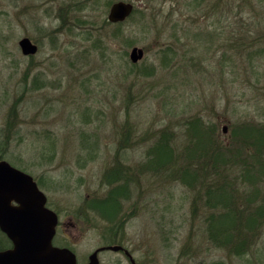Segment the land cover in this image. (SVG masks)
I'll list each match as a JSON object with an SVG mask.
<instances>
[{"label": "rangeland", "instance_id": "rangeland-1", "mask_svg": "<svg viewBox=\"0 0 264 264\" xmlns=\"http://www.w3.org/2000/svg\"><path fill=\"white\" fill-rule=\"evenodd\" d=\"M118 1L130 2L0 0V159L32 176L70 223L57 233L78 264L107 244L123 245L137 264H264V225L243 255L215 247L203 199L145 167L162 135L178 155L189 150L192 121L225 147L242 141V127L264 125V0H142L108 24ZM23 37L36 55H22ZM134 47L144 53L135 64ZM112 168L129 181L108 219L112 211L92 201L109 192ZM235 183L241 196L252 188L241 176ZM98 257L129 264L118 252Z\"/></svg>", "mask_w": 264, "mask_h": 264}, {"label": "trees", "instance_id": "trees-1", "mask_svg": "<svg viewBox=\"0 0 264 264\" xmlns=\"http://www.w3.org/2000/svg\"><path fill=\"white\" fill-rule=\"evenodd\" d=\"M187 129H192L197 136L189 150L178 155L174 142L170 144V140L162 135L155 142L151 152L154 156L148 159L145 167L163 169L194 190L195 200L203 199V206L211 212L205 218L207 237L215 247L243 255L248 251L251 238L264 225V187L260 184L264 183V125L242 127V141L230 147L217 141L213 128L202 121L188 123ZM156 152L162 154V161L156 159ZM240 176L244 187L248 188L247 183L252 184L250 190L244 189V196L239 195L235 183ZM105 177L110 190L105 197L94 199L92 207L103 215L112 211L107 214L110 219L120 209L122 196H127L124 183L129 181L128 171L112 168ZM240 196L245 204L243 208L237 205Z\"/></svg>", "mask_w": 264, "mask_h": 264}, {"label": "water", "instance_id": "water-1", "mask_svg": "<svg viewBox=\"0 0 264 264\" xmlns=\"http://www.w3.org/2000/svg\"><path fill=\"white\" fill-rule=\"evenodd\" d=\"M133 9L130 2H115L110 6L107 21L123 22ZM18 46L24 56H33L38 51L27 37L20 39ZM143 55V50L134 47L129 59L135 64ZM222 130L224 134L227 132L225 126ZM12 202L17 206H12ZM44 205L45 195L32 178L6 161H0V231L12 243L11 249L0 252V264H77L72 251L52 245L58 218ZM108 249L117 252L122 247L113 245ZM95 258L96 252L89 257V264H95ZM131 264H134L132 258Z\"/></svg>", "mask_w": 264, "mask_h": 264}, {"label": "flooded vegetation", "instance_id": "flooded-vegetation-1", "mask_svg": "<svg viewBox=\"0 0 264 264\" xmlns=\"http://www.w3.org/2000/svg\"><path fill=\"white\" fill-rule=\"evenodd\" d=\"M142 1V0H141ZM140 2V1H139ZM130 3H136V2H133V1H131L130 0ZM133 8H134V4H133ZM135 11V8L133 9V11H132V13ZM132 13L130 14V15H132ZM130 15H129V17H130ZM111 24V23H110ZM114 25V24H113ZM30 41H31V39H30ZM32 42V41H31ZM33 44H35L34 42H32ZM36 46H37V44H35ZM37 48H38V46H37ZM38 52V51H37ZM37 54V53H36ZM35 54V55H36ZM34 56V55H33ZM32 57V56H31ZM0 161H4V160H2V159H0ZM9 165H11V164H9ZM12 167H14V168H16V169H18L17 167H15V166H13V165H11ZM19 170V169H18ZM21 171V170H20ZM23 172V171H22ZM25 173V172H24ZM26 174V173H25ZM28 175V174H27ZM30 176V175H29ZM31 178H32V181H33V183L38 187V189L39 190H41L40 189V187H39V184H38V182L32 177V176H30ZM44 194V193H43ZM45 195V194H44ZM11 205L12 206H17V203H15V202H12L11 203ZM45 208H47V209H49V210H51V211H53L56 215H57V218H58V221H57V226H56V232H55V235H54V237H53V240H52V245L54 246V247H58V248H67V249H69L70 251H72L69 247H67V245L65 244L66 243V239H68V236L66 235V233H63L62 235H61V237L58 235V233H57V230L58 229H60L61 227H66L68 224H70V223H66V222H62L61 221V215L59 214V212L56 210V209H54L53 207H52V204H51V202H50V200L45 196ZM115 245V244H114ZM110 246H113V245H110V244H107V245H105V246H101V247H99L98 249H96V250H94L89 256H88V261L85 263V264H89L90 263V260H89V257L93 254V253H95L96 252V258H95V264H99V254H102V253H106V252H108V251H111V250H109L108 248L110 247ZM118 246H121L122 247V249H120L119 251H117L118 253H122L124 256H125V258H126V260L129 262V264H131V258L133 259V261H134V264H137V262H136V260L133 258V256H132V254H131V252H130V250H128L127 248H125L123 245H118ZM12 248V243H11V241L6 237V235L4 234V233H2L1 231H0V252H2V251H6V250H9V249H11ZM73 252V251H72ZM113 252V251H112ZM74 253V252H73ZM127 253H129V255L131 256V258H130V256L127 254ZM76 261H77V258H76ZM77 264H78V262H77Z\"/></svg>", "mask_w": 264, "mask_h": 264}]
</instances>
